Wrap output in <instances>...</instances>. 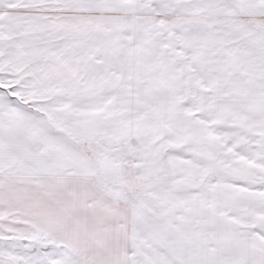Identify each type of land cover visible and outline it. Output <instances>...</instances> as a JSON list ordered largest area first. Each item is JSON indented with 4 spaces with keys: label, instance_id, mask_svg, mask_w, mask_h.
<instances>
[{
    "label": "snow or ice",
    "instance_id": "1",
    "mask_svg": "<svg viewBox=\"0 0 264 264\" xmlns=\"http://www.w3.org/2000/svg\"><path fill=\"white\" fill-rule=\"evenodd\" d=\"M0 264H264V0H0Z\"/></svg>",
    "mask_w": 264,
    "mask_h": 264
}]
</instances>
